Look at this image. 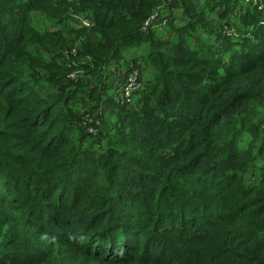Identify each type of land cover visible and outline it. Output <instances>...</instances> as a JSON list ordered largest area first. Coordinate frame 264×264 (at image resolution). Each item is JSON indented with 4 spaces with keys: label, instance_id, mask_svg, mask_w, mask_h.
I'll return each instance as SVG.
<instances>
[{
    "label": "trees",
    "instance_id": "obj_1",
    "mask_svg": "<svg viewBox=\"0 0 264 264\" xmlns=\"http://www.w3.org/2000/svg\"><path fill=\"white\" fill-rule=\"evenodd\" d=\"M208 2L0 0V264H264V13L233 51L238 4ZM168 6L189 23L144 31ZM134 52L152 72L114 104ZM95 104L117 122L91 136Z\"/></svg>",
    "mask_w": 264,
    "mask_h": 264
},
{
    "label": "rangeland",
    "instance_id": "obj_2",
    "mask_svg": "<svg viewBox=\"0 0 264 264\" xmlns=\"http://www.w3.org/2000/svg\"><path fill=\"white\" fill-rule=\"evenodd\" d=\"M191 3L197 5V7L201 6L204 10H206V14H207V19H211L212 14L210 15V12L208 11V6H209V2L210 0H189ZM234 1V3L238 4V7L236 8L235 11L233 12H229L226 16V18L224 19V33L227 36H233V38H235L234 42L237 43V45H235L233 47V51H240L241 50V43L245 42V40H243V38L247 37V33H245V31H242L240 26H235V20H237L236 18V14L240 15L241 14V10L239 11V7L244 5V6H248V10H253L255 7H257L259 10H261L264 13V0H232ZM179 11V10H178ZM177 10H174L168 6L165 10L163 11H157V13L150 19V22L148 23V28L144 29V31L152 29L158 32L159 37L161 38H165V37H171L172 32V28L173 25H171L170 23H174V25L176 27H181L184 26L186 24L189 23V17L186 16V14H181V11L178 12ZM223 9L217 11V16L220 18V16L223 14ZM87 18V17H86ZM88 19H85V17L82 16H77L75 18V21L73 22L74 26H82L85 27V23L92 20L91 17H88ZM88 20V21H87ZM220 21V19L218 20V22ZM170 22V23H169ZM39 26L45 28L44 25H42V22L38 23ZM175 35L173 33L172 38H174ZM208 38V37H207ZM210 42V39H208ZM140 54L139 59L140 61H136L134 63H132L130 66H128V59L125 58L121 61L120 65L122 67V70H125L126 68L129 70V76H147L150 74V72H152V69L150 67H148V63H146L145 61H142L144 56V52H134L132 54ZM131 54V53H130ZM137 58V57H136ZM118 64L114 63V70L112 74V76H124V74L126 72L122 71L120 73V69L117 70ZM120 67V66H119ZM112 70V69H110ZM81 76H76L75 78H79ZM85 87H83L85 90H91V88L89 86H87L86 84L84 85ZM122 88V87H121ZM143 88V87H142ZM142 90V89H141ZM141 90L139 91V93L135 96V98L133 99V105L134 107H137L139 102H140V97H141ZM84 94H87V92H85L83 90ZM120 93V88L116 89L114 87V84L111 85V90L108 91V95L109 97L113 100L114 104H118V102H120L121 100V94ZM106 97V96H103ZM114 104L109 105L108 107L103 106L102 109L101 108H96V104L91 108V105L89 107V111L93 112L94 110L95 113L94 115H86L85 118H87L93 125H95L96 127H98L99 133L104 129L107 128L108 130L117 122V115L116 113L114 114L113 112L115 111V107L113 106ZM92 109H94L92 111ZM89 112V113H90ZM260 113L262 114V119L260 121L261 123V127L264 128V107L261 109ZM84 120V119H83ZM82 120V121H83ZM86 121V119H85ZM89 123H84V126H88ZM99 135V134H98ZM252 142V137L250 138V136H248L245 139V142L241 145L242 149H248L249 148V144ZM257 147V145H256ZM252 177V178H251ZM254 178V179H253ZM248 182H257L258 179V175H255L253 177L252 172H250L247 176Z\"/></svg>",
    "mask_w": 264,
    "mask_h": 264
},
{
    "label": "built area",
    "instance_id": "obj_3",
    "mask_svg": "<svg viewBox=\"0 0 264 264\" xmlns=\"http://www.w3.org/2000/svg\"><path fill=\"white\" fill-rule=\"evenodd\" d=\"M88 21V20H87ZM91 21L86 22L85 27H88L91 25ZM150 20L147 21L145 28L147 29L148 23ZM76 54V51L74 52ZM76 76H71L72 79H75ZM126 84L120 87V93L121 94V103L122 104H130L133 102V99L135 98L136 94L139 93V91L142 89V82L140 81V76H129ZM85 123H89L87 126L88 132L91 136H97L99 134L98 127L93 125L89 120H87Z\"/></svg>",
    "mask_w": 264,
    "mask_h": 264
},
{
    "label": "clouds",
    "instance_id": "obj_4",
    "mask_svg": "<svg viewBox=\"0 0 264 264\" xmlns=\"http://www.w3.org/2000/svg\"><path fill=\"white\" fill-rule=\"evenodd\" d=\"M142 85H143V83H142Z\"/></svg>",
    "mask_w": 264,
    "mask_h": 264
}]
</instances>
